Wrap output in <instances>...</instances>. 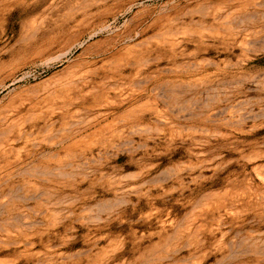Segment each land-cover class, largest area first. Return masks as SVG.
<instances>
[{
    "label": "rangeland",
    "instance_id": "374dc122",
    "mask_svg": "<svg viewBox=\"0 0 264 264\" xmlns=\"http://www.w3.org/2000/svg\"><path fill=\"white\" fill-rule=\"evenodd\" d=\"M0 264H264V0H0Z\"/></svg>",
    "mask_w": 264,
    "mask_h": 264
}]
</instances>
